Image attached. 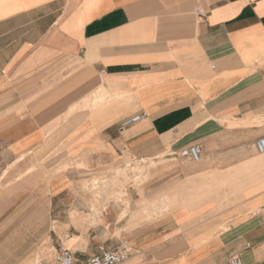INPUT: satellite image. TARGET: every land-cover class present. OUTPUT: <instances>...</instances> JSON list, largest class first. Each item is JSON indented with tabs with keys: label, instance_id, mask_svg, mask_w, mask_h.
I'll return each instance as SVG.
<instances>
[{
	"label": "crops",
	"instance_id": "1",
	"mask_svg": "<svg viewBox=\"0 0 264 264\" xmlns=\"http://www.w3.org/2000/svg\"><path fill=\"white\" fill-rule=\"evenodd\" d=\"M263 137L264 0H0V264H264Z\"/></svg>",
	"mask_w": 264,
	"mask_h": 264
},
{
	"label": "built area",
	"instance_id": "2",
	"mask_svg": "<svg viewBox=\"0 0 264 264\" xmlns=\"http://www.w3.org/2000/svg\"><path fill=\"white\" fill-rule=\"evenodd\" d=\"M147 118L145 113H140L126 118L120 125L121 130L129 128L135 124L145 121ZM256 151L259 154H264V137L260 138L255 143ZM202 148L200 145L190 146L188 149L181 152V156L190 157L195 161L201 158ZM131 250L126 244H120L112 250H104L100 255L90 258L84 264H121L127 261L130 257ZM36 264H77L72 252L66 248H60L54 259L50 262L39 261ZM230 264H243L240 257L235 256L231 259Z\"/></svg>",
	"mask_w": 264,
	"mask_h": 264
},
{
	"label": "rangeland",
	"instance_id": "3",
	"mask_svg": "<svg viewBox=\"0 0 264 264\" xmlns=\"http://www.w3.org/2000/svg\"><path fill=\"white\" fill-rule=\"evenodd\" d=\"M132 168H129L128 170H131ZM133 175L134 178L133 180L135 181L136 184H141L142 181H144L145 179V175H146V167L145 166H138L133 168ZM84 173H88V172H84L82 169L76 168V174L80 175V174H84Z\"/></svg>",
	"mask_w": 264,
	"mask_h": 264
}]
</instances>
